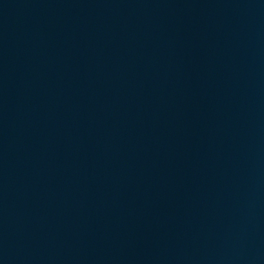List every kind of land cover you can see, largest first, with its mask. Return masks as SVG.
<instances>
[{"label": "water", "instance_id": "water-1", "mask_svg": "<svg viewBox=\"0 0 264 264\" xmlns=\"http://www.w3.org/2000/svg\"><path fill=\"white\" fill-rule=\"evenodd\" d=\"M0 264H264V0H0Z\"/></svg>", "mask_w": 264, "mask_h": 264}]
</instances>
